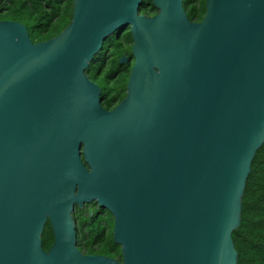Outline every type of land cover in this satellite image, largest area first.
Returning a JSON list of instances; mask_svg holds the SVG:
<instances>
[{
  "label": "water",
  "instance_id": "1",
  "mask_svg": "<svg viewBox=\"0 0 264 264\" xmlns=\"http://www.w3.org/2000/svg\"><path fill=\"white\" fill-rule=\"evenodd\" d=\"M149 1L153 16L143 0H72L69 25L38 43L0 21V264L237 263L264 142V0H205L200 22L183 0ZM124 27L126 95L105 110L85 71ZM92 203L120 260L76 246L75 208Z\"/></svg>",
  "mask_w": 264,
  "mask_h": 264
},
{
  "label": "trees",
  "instance_id": "2",
  "mask_svg": "<svg viewBox=\"0 0 264 264\" xmlns=\"http://www.w3.org/2000/svg\"><path fill=\"white\" fill-rule=\"evenodd\" d=\"M188 20L200 22L205 0H183ZM139 13L153 16L156 9L143 0ZM72 15V0H0V21H14L26 27L33 43L43 42L65 29ZM121 31V32H120ZM121 33V35H119ZM129 28H121L104 42L101 51L89 63L86 76L100 88V102L105 110L113 109L126 95V83L132 66ZM127 63L120 64L122 56ZM92 208V215H89ZM98 209V211L96 210ZM78 250L85 255H102L120 260V247L113 242V219L107 210L94 203L75 208ZM237 253L236 264H264V142L256 150L241 197L240 225L232 232ZM53 234L47 222L41 235V246L47 251Z\"/></svg>",
  "mask_w": 264,
  "mask_h": 264
},
{
  "label": "flooded vegetation",
  "instance_id": "3",
  "mask_svg": "<svg viewBox=\"0 0 264 264\" xmlns=\"http://www.w3.org/2000/svg\"><path fill=\"white\" fill-rule=\"evenodd\" d=\"M94 209H95V206L93 207ZM83 209V208H82ZM87 209H89V207H87ZM90 209H91V211L90 212H92L93 213V211H92V208L90 207ZM96 210L98 211V209L96 208ZM90 212H89V214H90Z\"/></svg>",
  "mask_w": 264,
  "mask_h": 264
},
{
  "label": "rangeland",
  "instance_id": "4",
  "mask_svg": "<svg viewBox=\"0 0 264 264\" xmlns=\"http://www.w3.org/2000/svg\"><path fill=\"white\" fill-rule=\"evenodd\" d=\"M124 28H126V27H124ZM121 32V31H120ZM119 35H121V33L119 34ZM85 207V205L83 206V208ZM91 208H93V207H91ZM86 209H87V207H86ZM89 209H90V207H89ZM75 212V211H74ZM92 214V212H90V214L89 215H91Z\"/></svg>",
  "mask_w": 264,
  "mask_h": 264
}]
</instances>
